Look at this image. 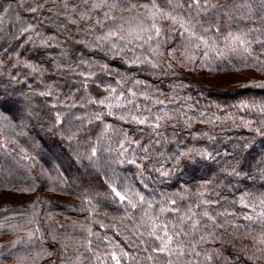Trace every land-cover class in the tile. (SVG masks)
Segmentation results:
<instances>
[{
  "label": "trees",
  "instance_id": "16d2710c",
  "mask_svg": "<svg viewBox=\"0 0 264 264\" xmlns=\"http://www.w3.org/2000/svg\"><path fill=\"white\" fill-rule=\"evenodd\" d=\"M130 2L143 11L140 6L151 0ZM157 3L163 6V0ZM206 3L200 21L212 30L202 33L199 25L196 30L210 42L207 56L203 44L185 52L187 34L181 36L167 20L160 23V54L145 44L115 55L108 45L97 46L96 37L113 23L104 19L103 9L90 12L92 20H79L78 13L88 9L83 0H0V95L9 98L0 105V264H116L113 252L120 264H168L169 259L174 264H264V225L244 219L264 210L259 203L264 136L256 132L264 131V112L258 110L264 108V43L258 42L264 41V0ZM115 15L128 18L134 12ZM29 24L34 31L22 33ZM229 32H250L248 51H231L224 42ZM25 63L39 65L40 71L33 73ZM80 72L95 75L85 80ZM233 76L238 78L214 83ZM112 88L124 94V108L108 115L103 106L89 103L114 95ZM128 109L150 119L161 116L160 127L120 119ZM57 113L62 123H56ZM95 113L102 119H94ZM124 133L132 143H125L128 151L120 156ZM244 144L248 147L241 148ZM93 148L97 155L90 159ZM187 149L207 150L215 159L197 157L195 164L177 166L174 157ZM133 155L136 162L129 163ZM233 166L240 175L233 174ZM110 179L140 192L153 207L122 204L111 194ZM6 194L18 198L11 201ZM161 206L168 210L160 213ZM145 211L170 224L196 213V238L204 236L196 245L200 255L152 252L157 242L148 236L149 228L140 227ZM204 211L215 223L202 216ZM17 225L20 229L13 230ZM27 229L35 235L10 247L27 237Z\"/></svg>",
  "mask_w": 264,
  "mask_h": 264
},
{
  "label": "snow or ice",
  "instance_id": "6c2138e0",
  "mask_svg": "<svg viewBox=\"0 0 264 264\" xmlns=\"http://www.w3.org/2000/svg\"><path fill=\"white\" fill-rule=\"evenodd\" d=\"M85 5H88V9L85 11H80L78 13L79 20H92L93 16L89 15L90 12L98 9H103V17L105 20H111L113 23L109 26V30L103 35L96 37L97 46L106 44L108 45V50H110L113 54L119 55L124 52V49L127 48L129 52H134L137 48H142L145 44L148 45L149 50L153 51L156 54L159 53V49L161 47V38L164 34V29L160 26V23L164 20H167L170 25L177 26L180 30V35L185 36L187 34L186 39V47L185 52L194 53L195 49H198L201 44L204 45L205 52L204 55L207 56V50L210 48V42L205 38L203 34H198L197 26H200L202 33L210 32L211 28H205L201 24L200 14L201 9H206L208 7L206 0H163V6L160 3H157V0H151L150 4H143L140 6L143 11H140L136 8V4L131 3L130 0H83ZM65 8H68V4L65 2ZM33 12L37 11L36 8L31 9ZM7 11V9L5 10ZM134 12V15L125 18L123 16H116V12ZM71 12L76 13V7L73 6ZM69 21L73 24H76L78 21L74 19L72 16L67 17ZM232 17H230L231 19ZM240 19H244V16L239 17ZM95 23L103 27V21L97 19ZM34 31V26L29 24L27 27L21 28V32H29ZM252 31H259L258 29H251ZM249 33H232L229 32L227 36L224 37V42L226 46L230 48L231 51L235 52L239 49H243L244 51H248V48L251 44V40L249 39ZM39 35V33H37ZM28 40H31L32 37L28 36ZM49 40L52 37L48 38ZM153 42H155V47H153ZM264 43V41H258ZM44 43H47L46 41ZM139 57L133 61L139 60ZM146 62L150 63L153 68L157 67L156 63H153L148 57L144 58ZM188 60H194V55H189L187 57ZM25 67L29 68L33 73L39 72V65H33L31 63H25ZM59 67V65H58ZM106 67V66H105ZM171 67V65H169ZM79 75L85 78V80L94 76L95 73L92 72H80ZM119 83V81L117 82ZM139 83V82H137ZM264 86V85H262ZM131 95L135 96L136 93L131 91ZM110 93L114 95H110L109 97H105L99 101L90 99L89 103L91 104H99L107 109L108 115H113L114 108H124L125 105L121 103V99L124 97L123 93L116 94V89H110ZM49 92H40L39 95H50ZM114 101V102H113ZM9 103V98L3 95H0V105H6ZM127 103L132 104L131 100H128ZM75 107V104L71 105ZM81 107L84 105L81 104ZM135 107H139L136 105ZM261 112H264V108L258 109ZM149 113L151 110H148ZM61 113L56 114V123H62L60 117ZM79 118V117H78ZM93 118L96 120L102 119L101 113L93 114ZM119 118L122 120H131L139 125H148L149 127H154L158 129L160 127V121L163 119L161 116L156 115L154 118L150 119L149 116L145 115H135L132 113L131 109H128L126 112H122L119 115ZM91 122V121H89ZM251 124V122H249ZM55 126V125H54ZM109 126H106L105 132H107ZM256 132L259 135L264 136V131H261L260 128L256 129ZM75 135V134H73ZM157 136L160 135L159 132L156 133ZM72 137H69L71 139ZM132 143L130 137H128L127 133L123 134V139L118 142L119 145V155L123 156L125 152L128 151V148L125 147V143ZM159 143V140L156 141ZM138 143V142H137ZM241 148H247L248 145L244 144L240 146ZM144 152H147L148 149H142ZM25 151L21 148V152ZM227 154V153H226ZM97 155V151L95 148L92 149L91 157H95ZM219 155V153L217 154ZM200 157L205 160H212L215 157L212 153L207 150L202 149H187L182 150L176 154L174 157L175 164L179 166L182 161H187L189 164H195L196 158ZM143 159H148V157H143ZM129 163H135V156H131L128 159ZM137 167H141L140 164H137ZM155 171L159 172L161 176L167 177L169 175L168 170L156 168ZM233 174L240 175L239 172L236 171L235 166H233ZM143 175V173H141ZM143 183V180L141 181ZM108 187L110 188L111 194L118 198V200L124 204L126 203L132 209H136L140 205H147L148 209L153 207V204L146 199V197L138 191H134L130 186L117 185L114 180H107ZM147 187V185H145ZM23 191H27V189H23ZM90 203V201H89ZM176 201L172 200L171 204H175ZM205 203H210L205 201ZM261 205H264V199L259 201ZM245 207H249L248 204L244 205ZM168 209L164 206L160 207V213H164ZM191 212V209L189 210ZM253 211H255V206H253ZM196 213H191V215L181 216L176 224H170L168 222H160L159 216H149L148 212H144V216H147L148 219L145 220L144 216L141 217V225L140 227L149 228L148 236L151 237L156 243L151 250L152 252L158 254H166L169 257L175 256H188L195 255L199 256L200 253L196 251V245L204 240V236L200 235L199 239L196 238V233L199 231L200 221L195 219ZM202 216L207 217L208 220H211L215 223L214 217L209 215L207 211L202 213ZM131 218V217H129ZM244 219L252 222H258L261 225H264V210L258 212L255 216L245 215ZM191 221V223H189ZM31 223V221H30ZM20 225H17L13 230L20 229ZM0 229H4V225L0 224ZM39 231V230H37ZM89 233L91 234V229H89ZM35 233L31 231V229H27V237L18 238L15 241L11 242L10 247L15 248L17 245H22L30 240ZM144 233L141 232L140 236H143ZM191 237V239H189ZM91 243V241H89ZM141 243H144L141 240ZM264 243V240L261 241ZM187 246V248L185 247ZM2 247H9V245H5ZM147 250V249H146ZM260 251L264 252V249H260ZM124 255H127L126 253ZM112 259L116 262V264H120V260L117 257L116 253H112ZM149 259H152L149 256ZM207 260H211L212 257L209 255L206 257ZM168 264H174V261L169 259Z\"/></svg>",
  "mask_w": 264,
  "mask_h": 264
},
{
  "label": "rangeland",
  "instance_id": "374dc122",
  "mask_svg": "<svg viewBox=\"0 0 264 264\" xmlns=\"http://www.w3.org/2000/svg\"><path fill=\"white\" fill-rule=\"evenodd\" d=\"M236 78H238V77H229V78H218V80H216V81H214V83L215 84H220V83H225V82H227V81H230V80H233V79H236ZM6 196H7V198L9 199V200H11V201H14V200H17V196H15V195H12V194H6ZM5 196L3 195V198H4ZM2 198V199H3Z\"/></svg>",
  "mask_w": 264,
  "mask_h": 264
}]
</instances>
